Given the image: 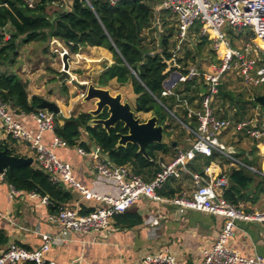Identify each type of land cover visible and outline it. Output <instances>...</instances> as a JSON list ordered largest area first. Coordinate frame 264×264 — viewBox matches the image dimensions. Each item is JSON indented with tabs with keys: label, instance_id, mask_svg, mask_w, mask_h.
<instances>
[{
	"label": "trees",
	"instance_id": "16d2710c",
	"mask_svg": "<svg viewBox=\"0 0 264 264\" xmlns=\"http://www.w3.org/2000/svg\"><path fill=\"white\" fill-rule=\"evenodd\" d=\"M32 1L33 7L29 8L25 0H0V99L11 105L18 113L36 112L37 105L43 100L42 97L35 95L29 98L26 85L14 71L18 58V46L15 42L19 38L25 45L47 44L50 39H56L63 43L69 54H76L81 47H99L112 53L113 63L99 74L97 85L104 87L112 80L119 85L130 82L136 96L135 113H150L155 116L158 124L163 126L167 138L173 131L171 122L175 120L165 109L172 112L173 106L179 104L176 95L179 100H185L189 104L199 99L195 106L200 107L201 97L207 89L202 78L179 84L174 90L175 95L168 97L161 95L163 83L170 74L186 68L190 63H195L196 57L200 63L204 60L209 64L218 62L209 47V41L197 37L198 23H195L190 33L196 37L195 42L190 46H184L183 54L178 55L179 48L175 41V38L179 40L176 37L177 28L175 31L168 22H165L166 15H171L159 11L160 25L158 27L154 24L157 18L155 10L157 0H118L114 5H111L109 0ZM52 5H59L60 8L48 13ZM52 15L55 16L54 20ZM5 32L9 34L8 40H5ZM239 35L233 34L232 31L228 32L232 46L233 39ZM201 67L200 64L199 69H202ZM222 90L228 96H219L220 99L235 108V115L242 112L243 117L245 104L238 105V99L223 84ZM62 91L66 92V88ZM249 103L255 104L254 101ZM179 108L180 113L174 112V115L184 124L189 122L190 127H195L196 119L188 118L185 109ZM261 110L264 114V107H261ZM106 117L107 113L103 111L97 118ZM53 119V134L65 146L80 148L86 152H89L90 145L97 146L112 163L128 166L133 174L141 177L148 172L156 174L160 167L155 154H167L172 147V143L164 141L150 144L146 147L148 158H145L138 153L136 145L130 143L125 146L117 145L118 135L126 132L121 123L107 132L101 125H90L93 117L87 112L74 114L69 119L55 115ZM177 125L184 130L180 124ZM82 132L86 133V142L81 140ZM184 132L185 130L182 133ZM15 145L16 142L7 137L0 141V150L7 147L11 155L20 156L15 150ZM200 157L197 156L191 162L192 172L203 174V167L211 160L218 159L222 167L231 163L223 157L212 156L203 157L201 165L198 163ZM241 162L254 171L239 164L229 168L223 174L227 179V185L222 190V197L231 204L239 202L254 204L259 195L264 194V175L261 174L259 157L252 152L250 158L244 157ZM3 179L18 192L46 197L49 215L56 214L61 206L71 200V194L64 186L50 182L47 175L33 165L6 172ZM91 211L82 210L79 213L87 214ZM115 217L120 227L131 228L141 223L137 214L127 211ZM6 243L7 238L0 232V246Z\"/></svg>",
	"mask_w": 264,
	"mask_h": 264
},
{
	"label": "built area",
	"instance_id": "2783aa9c",
	"mask_svg": "<svg viewBox=\"0 0 264 264\" xmlns=\"http://www.w3.org/2000/svg\"><path fill=\"white\" fill-rule=\"evenodd\" d=\"M117 1L109 0L111 5ZM25 3L29 8L33 7L32 0H25ZM155 8L157 12L163 11L175 18L176 37L179 40L190 39L188 37H190L191 29L195 23H198L197 37L206 38L209 41V47L218 60L216 64L210 63L205 71L199 69L196 62L190 63L186 68L172 72L163 83L161 93L163 97L175 95V88L191 79L202 78L207 86L198 109L190 107L187 101L179 100L176 95L179 104L175 107H183L187 117L195 118L197 121L195 127L180 122L189 136L187 138L189 148L185 151H177L173 159L168 162H159L160 169L149 182L133 174L128 166L112 163L97 146L89 152L78 148L77 152L81 156L91 158L92 169L98 179L115 184L116 196L99 195L79 184L73 177L71 166L59 159L42 143L44 132L53 133L54 114L45 110L31 113L37 127V132L32 134L15 120L16 116L23 113H18L11 105L0 99V120L4 133L16 144L28 149L33 166L43 171L53 184L73 188L85 199H93L106 205L96 207L87 214H80L77 210L65 205L61 206L56 214L49 215V222L60 229L59 234H38L41 243L34 250L26 249L17 243L8 244L4 250L0 251V264H55L44 260V254L52 245L67 242L71 233L91 234L106 231L113 217L126 212L140 198L174 206L179 213L196 211L223 220L213 243L202 252L201 260L192 264H264L261 256L244 257L229 247L237 222L256 223L264 227V212L249 211L244 203L227 202L222 197V190L227 185L225 176H213L209 169H206L205 175L188 169V165L200 155L204 157L217 155L230 161V164H240L235 158L233 148L219 141L217 137L229 129L242 133L258 143L264 140V118L240 121L219 118L214 114L213 102H211V97L218 95L216 86L222 84V78L227 75L236 76L245 86L261 87L264 90V0H157ZM154 24L159 27L158 18L155 19ZM243 29L250 31L251 39L241 47L232 46L228 31L238 36ZM55 42V40L52 41V43ZM56 52L60 59L67 54L65 49ZM182 70L186 72L183 73ZM175 73L178 75H174ZM84 95L81 91L79 97L84 98ZM170 113L177 119L174 112ZM58 115L63 117L60 110ZM70 117L71 114L66 119ZM63 145V142L53 134L52 146ZM182 173L191 175L192 194L187 197H162L158 191L168 180L179 178ZM3 176L0 175L2 180ZM17 194L18 191L9 185L10 197L13 198ZM28 195L39 198L44 205L48 204L46 197H40L34 193H28ZM81 263L77 259L70 264ZM136 264L189 263L179 262L167 250H160L144 256Z\"/></svg>",
	"mask_w": 264,
	"mask_h": 264
},
{
	"label": "crops",
	"instance_id": "0c3cea01",
	"mask_svg": "<svg viewBox=\"0 0 264 264\" xmlns=\"http://www.w3.org/2000/svg\"><path fill=\"white\" fill-rule=\"evenodd\" d=\"M66 1L67 0H63V2ZM54 7V11H56L58 8H56V6ZM50 8L53 9V6ZM156 15L158 20H160L161 16L157 10ZM53 16L54 15H52V17ZM174 21L176 26L177 23L175 18ZM53 40L56 42L52 43ZM47 44L50 46V52L56 57H59L56 51L59 52L62 49L67 51L68 72L71 77L73 76L70 73V70L77 65L76 67L81 68L84 71V74L95 76V84L97 87H100L97 85L99 74L105 67H109L113 63L112 53L104 48L81 47L76 54H69L67 48L59 40L50 39ZM70 58L74 59L75 62H71ZM204 62L205 60L200 63L199 60L198 63V65L201 64L202 70H204ZM22 67L25 68L26 64H22ZM55 69L56 75L57 73L59 75L60 71H58L57 67ZM18 75L24 84H27L26 91L29 98L35 95L42 97L43 100L53 102L62 113L63 119H66L67 116L71 114V109L66 108L67 92L64 94L49 93L45 96L41 91L43 89L50 91L51 82L49 81L52 77H43L40 85L41 90L38 92L35 90V86L29 82L31 79L28 81L29 83H27L20 74ZM84 83L85 82L81 81L78 82V84ZM109 83L116 82L112 80ZM57 84L59 85V88L62 86L59 82H57ZM47 85L49 88H47ZM129 86L132 89L131 83ZM64 87L65 86H62L61 88ZM258 89L259 93L252 95L248 102L245 103L246 105H249L250 101H254L255 104L250 105L253 107L255 105L258 106V109L262 112L261 107L264 106H260L255 98L264 96V90L261 87H258ZM116 94H120L121 97L123 96L122 93ZM198 100L194 103H190V107L196 108L197 106H195V104L197 105ZM240 104L241 102L238 100V105ZM176 109L180 108L175 107L174 105L172 112H176ZM89 111L91 110L85 112L88 113ZM72 115L73 114H71V116ZM151 116L152 115L148 118ZM219 118L228 119L226 115ZM15 120L30 131V133L35 134L37 132L36 123L30 114L16 116ZM176 120H179V123L182 122L179 118ZM187 123L190 125L189 122ZM180 125L183 127L181 123ZM184 130L185 133H187L185 128ZM172 135L173 131L171 132L170 137H166V140L163 137L162 141L168 144L172 143V147L167 154H155L158 163L168 162L173 159L177 151H185L189 148L190 144L187 141L189 136L176 141L172 140ZM6 138L7 136L4 133L3 124L0 120V141L5 140ZM52 138L53 133L44 132L42 134V143L50 148L59 159L71 166L73 177L79 184L87 190L99 195L116 196L117 190L113 182L98 179L95 176L92 169V163L90 162L91 158L89 156H81L77 152L78 148L76 147H68L65 145L53 147ZM81 140L85 142L87 141L85 132H82ZM222 142L224 141L222 140ZM224 143L226 144V142ZM95 147L96 146L90 145L89 151H93ZM231 147L235 151V158L237 157L236 159L239 161V165L252 171H254V169L245 166L241 160L244 157L250 158L252 152L258 156L261 174L264 175V146L262 144L256 142L250 147L248 152H241L240 150H236L233 146ZM15 148L18 155L24 157L30 156V152L23 145L16 144ZM203 157L204 156H201V160L198 162L201 165H203ZM190 165L191 163L188 165L189 170ZM232 166H234V164H226L222 167L219 165L218 159L211 160L207 166L203 167V174L201 175H205L206 169H209L213 176H224L223 174ZM154 175V173L148 172L142 174V179L149 182ZM65 188L71 194V200L64 205L71 207L78 212L106 206L103 202H97L93 199H85L82 194L73 188ZM192 192V179L191 175L188 173H182L179 178L168 180L163 185L162 189L159 190V194L164 198H173L176 196L187 197L190 196ZM239 203H244L249 211L264 212V194H260L257 202L254 204L246 202ZM127 212L137 214L141 219V223L131 228L120 227L116 217H113L109 228L104 232L91 234H82L78 232L71 233L67 242L52 245L50 250L44 254V260L46 262H54L55 264H70L77 259L82 262L81 264H136L146 255L154 254L160 250H167L177 261L192 264L201 260L202 252L208 249L213 243L223 222L219 217L196 211L179 213L178 209L174 206L154 202L146 198L138 199L127 210ZM0 232L7 238V243L0 246V251L4 250L10 243H17L26 249L34 250L37 249L41 243L38 234L48 233L51 235H57L59 234L60 229L49 222L47 206L42 204L39 198L30 197L28 193L25 192H18L16 196L11 198L9 195V185L4 179L2 180L0 178ZM229 247L237 251L241 256H261L264 259V227L256 223L237 222L233 237L229 242Z\"/></svg>",
	"mask_w": 264,
	"mask_h": 264
},
{
	"label": "rangeland",
	"instance_id": "374dc122",
	"mask_svg": "<svg viewBox=\"0 0 264 264\" xmlns=\"http://www.w3.org/2000/svg\"><path fill=\"white\" fill-rule=\"evenodd\" d=\"M52 8L48 9V13H52L56 8H60L59 5H52ZM51 6V7H52ZM165 22L169 23V26L173 27L176 31L175 21L172 16H166ZM174 31V32H175ZM229 32V31H228ZM248 29H243L240 32V35L238 38L233 39V44L236 47H241L244 43L248 42L251 38L249 34ZM190 40L189 41H182L177 40L175 38L177 48H179L178 55L183 54V48L184 46H190L193 42H195L196 37L193 36V34H190ZM9 39L8 32H5V40ZM174 41V40H172ZM18 46V58L16 59V67L14 68V71L18 74H20L27 83L31 82L35 86V90L39 92L41 90L40 85L43 77H52V79L49 81L51 82L50 91L48 90H41L44 95H48L49 93H57V94H64L65 92L62 91V86H65L66 88V108L71 109V114H78L81 112H85L87 110H94L95 104L94 101L89 102H83V98L79 97V94L81 90L78 88L77 84H72L69 81H64L61 83V87L59 88L57 84V77L56 75V67L58 68V71L62 70V63L60 60V57L54 56L50 52V46L46 43L41 44H23L21 42V39H17L15 42ZM186 45H183L185 44ZM71 62H75L74 59L70 58ZM70 62V63H71ZM22 64L26 67L23 68ZM209 63L206 60L203 63V69L207 70ZM55 66V67H54ZM75 66V65H74ZM77 66V65H76ZM72 67L70 70V73L72 74V78L78 83L79 81L85 82L88 85H93L95 87V76L94 75H87L84 74V71L81 68ZM9 71V70H8ZM31 79V81H29ZM94 79V80H93ZM29 81V82H28ZM221 83L226 85L228 90L241 102V104H245V114L242 117V112H239V115H235L234 108L229 105L227 102L220 99L219 95H214L211 97L212 108L214 111V114L217 117H223V115H226L228 119L236 121V120H245L249 119H256V120H262L264 118V114L258 109V106H252V105H246L245 102H248L249 98L258 92V88H253L249 86H245L242 84V82L234 75H227L222 78ZM27 86V84L25 83ZM130 83L123 86H119L116 83H108L105 87H97L106 89L110 92L111 95H116V93H122V102H127L132 110H134V99L135 95L130 88ZM47 88L48 85H47ZM65 101V100H64ZM62 108V107H61ZM64 109V108H62ZM176 112L179 113V109H176ZM135 117H138L140 121L144 122L147 120V118L151 115L148 114H137L135 113ZM170 115V114H169ZM180 116V114H178ZM170 117H172L170 115ZM242 117V119H241ZM173 118V117H172ZM182 118V117H180ZM177 123H179L175 118H173ZM175 121L171 122L172 129H173V135L171 136L172 140L179 141L184 137H188L187 133H182V129L175 123ZM180 124V123H179ZM219 141H224L226 144L233 146L236 150H240L241 152H248L250 147H252L256 142L252 141L250 138L246 137L242 133H238L234 131L233 129H229L226 132L222 133L221 135L217 136ZM164 139L166 140V136L164 135ZM170 140V139H169ZM264 146V140L260 142Z\"/></svg>",
	"mask_w": 264,
	"mask_h": 264
},
{
	"label": "water",
	"instance_id": "95a60500",
	"mask_svg": "<svg viewBox=\"0 0 264 264\" xmlns=\"http://www.w3.org/2000/svg\"><path fill=\"white\" fill-rule=\"evenodd\" d=\"M55 16L52 17V20ZM62 70L59 72L57 82L62 83L69 81L72 84H77L78 88L84 92L83 102L94 101L95 109L88 112L93 119L90 121V125H101L107 132L111 128L115 127L118 123H121L126 130L125 133L119 134L118 146H125L130 143L138 147V153L143 157L148 158L146 153V147L150 144H159L164 137L163 126L158 124L157 118L151 116L144 122L140 121L138 117H135L134 111L127 102H122L120 94L111 95L106 89L97 88L93 85L78 84L68 72V55L64 54L62 59ZM199 58L196 57V65L198 66ZM135 77L136 74L132 73ZM178 75V74H174ZM217 94L220 97L228 96L223 92L222 85L216 86ZM256 102L260 106H264V96L255 98ZM160 104V102H158ZM161 105V104H160ZM162 106V105H161ZM37 110H45L54 115H58L59 108L53 102L42 100L36 107ZM165 109V108H164ZM171 116H173L167 109H165ZM106 111L107 117L105 119L97 118ZM33 160L31 157L15 156L10 154V150L4 147L0 150V175H4L6 172H12L14 169H19L25 166H32Z\"/></svg>",
	"mask_w": 264,
	"mask_h": 264
}]
</instances>
